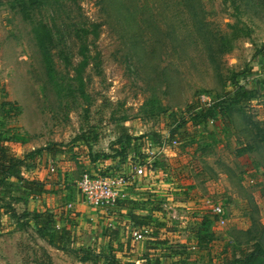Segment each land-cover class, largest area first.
<instances>
[{"label":"rangeland","instance_id":"obj_1","mask_svg":"<svg viewBox=\"0 0 264 264\" xmlns=\"http://www.w3.org/2000/svg\"><path fill=\"white\" fill-rule=\"evenodd\" d=\"M13 1L0 0V137L15 139L1 145L27 158L23 177L46 192L36 199L20 184L7 188L0 264H234L261 244L264 0H44L28 18ZM242 86L254 98L231 106L229 125L196 126L186 115ZM171 113L186 118L182 143L168 139ZM57 145L73 152L45 150ZM140 165L145 174L119 204L127 208L99 214L82 200L84 174L125 176ZM9 205L20 215L68 212L76 243L48 245ZM129 213L151 218L140 241ZM106 231L120 234L111 242Z\"/></svg>","mask_w":264,"mask_h":264},{"label":"trees","instance_id":"obj_2","mask_svg":"<svg viewBox=\"0 0 264 264\" xmlns=\"http://www.w3.org/2000/svg\"><path fill=\"white\" fill-rule=\"evenodd\" d=\"M15 8L18 10L19 14L24 15L23 17L28 18L31 13L35 10V7H40L45 1L44 0H14ZM98 28V26H94ZM40 30L42 32V39L44 42L49 44L53 43V32L47 25H41ZM84 61L79 65L77 69V76L80 81H83V73L87 66L89 65L88 57L84 55ZM230 86H233V83H229ZM239 89L233 88V91L228 93L229 99L227 101H223L221 103H215L212 106L204 105L203 107L193 106L189 108L186 115L191 113L190 118L194 119V122L197 121L196 126H200L201 124H208L209 121H217L222 118V120L229 125L230 119L229 110L233 105H244L249 103L254 97L251 95V89H246L244 86L238 87ZM232 94V95H231ZM171 119L172 125H176V128L173 129L168 136L170 143H182V141L187 140L184 136L181 137L178 141H176L175 137H177L176 133L179 128H182L186 125V118L181 120L177 119L175 113H171L169 116ZM0 201L5 199L7 194V188H9L12 184H20L22 194L25 196H32L33 198H40L46 191L44 189V184L27 180L23 177L22 169L26 164V157H18L10 153L9 147H4L1 145L2 141H12L15 139L12 137H5L2 140L0 137ZM130 138V137H129ZM57 151L52 152L50 147H47L45 150L52 153H63L65 152L69 155L70 151L73 152V149L65 151L63 147L60 148L59 145ZM53 155V154H52ZM125 155L122 154V160H125ZM124 203V202H122ZM120 203V204H122ZM12 218L21 226H34L36 228L37 236L45 241L48 245L62 250L65 247H69L71 244L76 243V238L74 236V232L69 229L68 225H72L73 221H71L70 214L66 212V214H57L52 212L49 209L36 210L33 212L25 211L23 214H18L15 209L10 207ZM121 206V205H119ZM123 207L127 208L123 204ZM115 211V210H114ZM129 219L133 222L135 227L143 228L145 226H149L151 223V218L143 217L137 213H129ZM119 232H113L111 234L105 233L106 238H108L111 242L116 240V237L119 236ZM264 247L262 244L258 243L255 249L249 253L242 255L241 258L236 259L234 264H264ZM118 262V261H117ZM116 262V263H117ZM44 264H52V261L47 259V262Z\"/></svg>","mask_w":264,"mask_h":264},{"label":"built area","instance_id":"obj_3","mask_svg":"<svg viewBox=\"0 0 264 264\" xmlns=\"http://www.w3.org/2000/svg\"><path fill=\"white\" fill-rule=\"evenodd\" d=\"M151 154H155L153 145L150 144ZM143 166H137L134 171L125 176H107L102 174H84L79 182V190L86 204L104 212L116 210L120 203L129 200L128 187L135 184V181L145 174ZM55 167L50 166V171L55 172ZM207 207L211 208L216 216H223V208L220 205H213L211 200L206 202ZM149 231L145 227L135 233L136 241H140Z\"/></svg>","mask_w":264,"mask_h":264},{"label":"crops","instance_id":"obj_4","mask_svg":"<svg viewBox=\"0 0 264 264\" xmlns=\"http://www.w3.org/2000/svg\"><path fill=\"white\" fill-rule=\"evenodd\" d=\"M36 179H40V177H38V178L36 177ZM139 180H140V179H139ZM68 191H69V192H67L65 195H66L67 198H71V196H72L71 192H72V191L69 190V189H68ZM82 200H83V199H82ZM79 202H81V204H79V206H81V207H84V206L86 205V204H84L85 202L83 203V202L81 201V199L79 200ZM77 205H78V204H77ZM81 207L78 208V212H79V213H80V209H81ZM119 207H120V206H119ZM120 208H123V207L121 206ZM120 208H118V209H120ZM112 212L114 213V211H112ZM56 213H57V214H60V215L63 214V213H58V212H56ZM79 213L77 214L78 219H79V220L84 219L85 214H84V213H83V214H81V213L79 214ZM102 213H103L102 211H101V212L99 211V214H102ZM123 216H124V215H123ZM111 217H112V216H111ZM91 218H95V217H91ZM99 218H100L101 220H103V219L105 218V216H101V217L99 216ZM125 218H126V216H125ZM96 219H97V218H96ZM127 219H129V218H127ZM97 220H98V219H97ZM97 222L100 223L101 221L99 220V221H97Z\"/></svg>","mask_w":264,"mask_h":264},{"label":"water","instance_id":"obj_5","mask_svg":"<svg viewBox=\"0 0 264 264\" xmlns=\"http://www.w3.org/2000/svg\"><path fill=\"white\" fill-rule=\"evenodd\" d=\"M261 244H262V246L264 247V236H263V238H262V240H261Z\"/></svg>","mask_w":264,"mask_h":264}]
</instances>
